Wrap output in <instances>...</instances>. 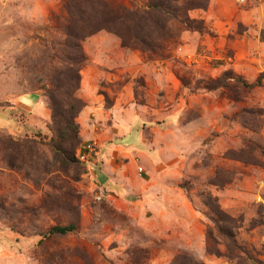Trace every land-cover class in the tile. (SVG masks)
I'll return each mask as SVG.
<instances>
[{
	"label": "rangeland",
	"instance_id": "1",
	"mask_svg": "<svg viewBox=\"0 0 264 264\" xmlns=\"http://www.w3.org/2000/svg\"><path fill=\"white\" fill-rule=\"evenodd\" d=\"M60 3L0 0V264H264V0H209L189 13L208 31L174 26L160 56L86 37L72 163L42 88ZM207 196L238 219L235 247Z\"/></svg>",
	"mask_w": 264,
	"mask_h": 264
},
{
	"label": "trees",
	"instance_id": "2",
	"mask_svg": "<svg viewBox=\"0 0 264 264\" xmlns=\"http://www.w3.org/2000/svg\"><path fill=\"white\" fill-rule=\"evenodd\" d=\"M208 2L209 0H140L139 3L132 1L126 5L113 0H61L60 14L52 16V26L61 33L62 38L52 42L49 48V59L53 64L50 63V74L42 85L50 108L51 135L47 143L61 162H74L75 151L80 143L76 117L84 104L74 93L79 88V71L87 60L81 42L86 37L105 30L116 35L123 47L137 49L150 56H160L175 37L174 26L198 32L208 31L203 19L189 14L192 10H204ZM229 73L224 72L225 80L221 85H208V88L227 86ZM235 80L246 88L260 83V80L248 83L238 76ZM205 204L217 233L235 247L238 219L225 212L211 196L205 198ZM75 228L74 223L54 225L48 233L65 235ZM207 239L214 240L211 231H208ZM207 251L220 255L216 247L209 244ZM171 264L205 263L181 253L174 257Z\"/></svg>",
	"mask_w": 264,
	"mask_h": 264
}]
</instances>
